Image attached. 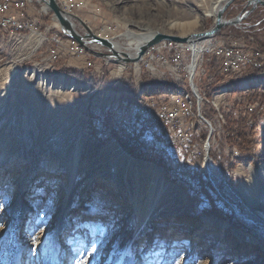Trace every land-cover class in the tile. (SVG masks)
<instances>
[{"label": "rangeland", "instance_id": "obj_1", "mask_svg": "<svg viewBox=\"0 0 264 264\" xmlns=\"http://www.w3.org/2000/svg\"><path fill=\"white\" fill-rule=\"evenodd\" d=\"M92 1L102 7L100 16L90 20L86 12H81V19L90 20V24L85 23L93 32H107L109 26L111 34L108 37L127 31L149 30L187 35L207 30L215 20L205 15L214 0ZM244 3L245 0H235L225 10L224 17L236 16L231 9L240 10L239 5L243 8ZM261 7L264 8L256 5L254 9L264 11ZM145 27L149 29H143ZM0 37L4 42L1 61L5 62L0 66V225H3L0 228V259L4 264H54L56 261L61 264H113L119 258L113 255L114 248L122 252L129 243L138 249L153 248L152 264H264V230L244 222L240 212L246 203L229 196L230 192L237 193L238 185L252 166L257 168L262 164L249 166L253 164L254 152L244 155L227 141L228 135L204 151L208 137L199 123L201 130L177 149L164 138L162 145L170 159L168 163L177 167L174 176L178 181L172 182L169 179L172 173L163 166L134 157L123 149L111 136V130L119 132L118 126H110L111 122H117L113 114L117 104L128 100L137 102L139 93L135 81L142 82L139 88L142 95L147 83H165L170 90L168 81L150 79L145 72H138L137 67L135 72L127 67L117 77L119 74H113L117 62L105 57L107 63L93 58V67L89 69L77 68L72 61L74 66L69 65L64 59L54 63L40 61L44 57L45 44L33 51L36 44L31 50L32 37L29 48L17 52L13 51L15 44L9 43L6 35L0 32ZM112 64H115L114 71H111ZM71 68L86 71L88 77L85 80L74 77L68 73L67 69ZM69 80L81 85L70 90L65 85ZM122 81L123 91L111 86L120 85ZM225 83L233 85L227 95L246 92L238 89L233 80H222L208 86L207 93L216 87L219 91ZM84 85H89L91 91ZM130 90L135 96L123 94ZM118 93H121L119 98ZM234 97L229 96L233 108L237 104ZM240 97L241 101L246 100V96ZM238 120L243 121L246 128L245 121ZM247 131L253 142L251 147L259 154L264 153V136L259 130ZM157 134L160 132L144 134V144L136 146L135 151L144 150L150 144L159 149L161 143ZM209 139L211 144V137ZM194 143L192 154L189 149ZM76 148L79 154L70 182L69 162ZM183 153H187V157H183ZM196 160L200 164L194 170ZM207 161L217 172L216 178L212 177ZM192 172L195 176H191ZM162 178L174 190L160 194L156 201L160 213L138 226L133 197L139 199L140 209L144 207L142 211L146 212L147 196L141 190L153 186L151 192H157ZM87 181L90 184L87 185ZM257 182L258 197L264 202V179H257ZM206 184L213 188L219 216L202 211L208 207L200 198L201 186ZM92 203L103 207L94 209L90 206ZM152 212L149 209V213ZM38 213L47 223L43 231L36 232L33 243L30 232ZM97 225L105 230L103 237H97L102 244L92 245L87 254H77L71 241ZM205 227L210 230L203 231ZM157 228H163V232ZM158 233L162 235L156 236ZM45 238L47 243H44ZM137 259H140L139 253Z\"/></svg>", "mask_w": 264, "mask_h": 264}, {"label": "built area", "instance_id": "obj_2", "mask_svg": "<svg viewBox=\"0 0 264 264\" xmlns=\"http://www.w3.org/2000/svg\"><path fill=\"white\" fill-rule=\"evenodd\" d=\"M56 2L68 13L77 15L79 12H86L90 20L98 18L102 10V7L92 0ZM49 12L41 0H0V26H3L6 40L15 44L13 51L28 49L30 38L37 36L40 43L33 51L39 50L45 44L44 57L40 61L54 63L64 59L72 61L81 69L93 67L95 57L103 59L104 63L108 62L91 50L90 56H83V49L86 48L65 35L55 17ZM239 13H243V10ZM90 20L85 22L90 24ZM256 31H259L257 25H248L242 34L237 35L232 26H224L215 35L202 40H164V43L154 44L147 48L136 63L117 62L116 69L122 65L117 77L127 67H132L134 72L137 67L138 72H145L150 79L176 80V85L191 87L193 101L162 97L159 101L154 98L146 102H120L113 112L117 114V122H111L110 126H119V132L125 136L140 132L151 134L158 130L165 132L170 146L177 149L187 144L193 133H196L193 132L194 122H201L202 130L207 131V137H211V144L203 147L211 149L217 145L218 140L222 141L229 135L226 126L227 116L230 114L235 119L242 118L248 130H259L264 136V100L241 101L240 97L249 93H259L264 97V92L258 90L230 94L234 95L237 101L235 108L229 99L230 95H221L216 99L207 98L208 86L236 75L247 76L251 71H263L264 52L254 46L253 33ZM94 33L108 37L111 30L108 26L107 32ZM4 63L0 60V66ZM187 105H196V115H187ZM194 146L195 143L189 149L192 154L195 152ZM235 153L238 154V151Z\"/></svg>", "mask_w": 264, "mask_h": 264}, {"label": "bare ground", "instance_id": "obj_3", "mask_svg": "<svg viewBox=\"0 0 264 264\" xmlns=\"http://www.w3.org/2000/svg\"><path fill=\"white\" fill-rule=\"evenodd\" d=\"M222 1H224V0H214L212 2L211 7L207 10L205 15L212 16L215 19L216 12H217L218 8L220 7V4ZM143 29L147 30L149 28L145 27ZM0 32H2L3 35H6V33L3 32V26H0ZM131 32L135 33V34L141 33V32H134V31H131ZM39 41H40V38L37 36H34L32 38L31 50L34 49L36 44H39ZM3 43L4 42L2 40V37H0V60H2L1 56L3 57V55H4L3 49H2ZM124 43L126 46L134 47L135 45H138L140 43V39L134 40V41H127L126 37H125ZM160 43H164V41L159 42L157 44H160ZM88 54H89V50L83 49V56H87ZM121 69H122V65L118 69H116L113 72V74L115 73L118 75L120 73ZM156 79H158V80L163 79L162 81H165V78H156ZM230 80H233V82H235L237 85L236 87L240 90H243L246 92H254V91L259 90V92H264V69H263V71H251V72H249V74L247 76L236 75V77L228 79V81H230ZM166 81H168V83L170 84L171 89L167 93H165L163 97H168L169 99H185L186 101H193V91H191V87H189L187 85H176V80H166ZM135 84L137 87V92L139 93L136 97L137 102H146V100H148V99H154L151 97L146 98L140 93L141 89L139 90V88H140V85L142 84V82L136 83V81H135ZM65 85L70 90H74L76 88H79L81 83L75 82L74 80H69V81L65 82ZM88 86L89 85H84V88L91 91L90 87H88ZM230 86H233V85H231L230 83L229 84L225 83L220 87L219 91H217L218 87H216L213 91H211V92L209 91L207 93V98L208 99H216L221 95H227V93L231 91L229 89H232V88H230ZM238 89H236V90H238ZM215 90L217 92L213 93ZM123 94L124 95L130 94L131 96H135V93L132 90L124 91ZM120 96H121V93H118V98ZM187 115H196V105H187ZM116 121H117V114H116ZM199 123H201V122H194L193 132L194 131L199 132V130H201V125ZM117 129L119 130V126ZM209 138L210 137H208L205 140L204 145L210 144ZM204 148H205L204 151L210 150V149H208V147H204ZM78 151H79L78 148H76L75 151L72 153V156L70 157V162H69V169H70V175H71L70 182L73 180V174L75 171L76 162H77V158H78V154H79ZM206 164L209 167V169L211 170L212 177L216 178L217 172L213 168L210 167L209 161H207ZM249 166L251 167L252 164H250ZM158 173L160 174V171H158ZM158 178H157V180H158ZM257 179H264V163H262L257 168H253V166H252L249 169V173L247 174L245 180L240 182V184L238 185L237 193L236 192H230L229 196H230V198H232L234 200H237L238 198H240L241 200H243L246 203L241 208L242 212H240L241 219L244 222L251 223L252 225H256L259 228L264 230V202H262L260 200V198L258 197V189L260 187L258 186ZM94 181H97V180L94 179ZM88 184H90L89 181H87V185ZM140 184H141L140 187L141 186L143 187V183H140ZM152 188H153V186L151 187V189L148 188L145 191H144V189L141 190V193H145L147 196L145 202L148 204V210L144 213L142 211V209L144 207L140 209V205L138 203L139 199H137V197H133V200L136 203L135 204L136 207L133 209V211L136 212L135 222L138 226L145 223V221H147L146 219H149L151 216L153 218H155L160 213L158 211V209L156 208V206H157L156 201L158 199V196L164 192L169 194V193H171V191L174 190V188L170 185V183L163 178L160 180L159 189L157 190V192H151ZM26 190L27 189H25V191ZM133 191L135 192V195H137V193H136L137 189L135 187L133 188ZM100 192L102 194H104L103 190H100ZM153 193H155V194H153ZM80 202L81 201L79 200V203ZM90 206L93 207L94 209H99V210L102 209V207H103L102 205H100L98 203H92ZM149 209L153 210V212L149 213ZM207 225L209 226V224H207ZM156 230L163 232V228H157ZM202 230L203 231H207V230L209 231L210 228L205 227ZM161 235H162L161 233L156 234V236H161ZM182 239H185V238L183 237ZM182 239H179V240H182ZM184 243L186 244L187 241H185Z\"/></svg>", "mask_w": 264, "mask_h": 264}, {"label": "water", "instance_id": "obj_4", "mask_svg": "<svg viewBox=\"0 0 264 264\" xmlns=\"http://www.w3.org/2000/svg\"><path fill=\"white\" fill-rule=\"evenodd\" d=\"M47 9L57 20L61 31L70 38L76 40L88 50L97 52L99 55L122 63H136L150 46L164 40L177 42H191L209 38L215 35L224 26H235L239 24L256 5L264 7V0H245L242 10L232 18H225L224 12L235 0H224L221 2L215 16L213 25L207 30L192 32L187 35L172 34L158 30H149L138 34L127 31L116 37H102L96 35L91 28L77 15L68 13L61 9L56 0H41ZM130 32V33H129ZM134 41L140 39L138 45L126 46L124 40Z\"/></svg>", "mask_w": 264, "mask_h": 264}, {"label": "trees", "instance_id": "obj_5", "mask_svg": "<svg viewBox=\"0 0 264 264\" xmlns=\"http://www.w3.org/2000/svg\"><path fill=\"white\" fill-rule=\"evenodd\" d=\"M234 4H236V2ZM240 5L242 6V4ZM240 5L239 7L241 9ZM262 9L264 10V8ZM246 10L247 9H245L243 12H245ZM258 11H259L258 9H253L251 13H249L237 26H232V28L235 34L240 35L243 33L242 31L244 30V28L247 27L248 25L250 26L257 25L259 27V31L253 33L254 38H255L254 46L257 49L264 52V11H261V10L260 12ZM49 13L51 14V12ZM249 31H250V28H249ZM63 70L64 72H66L65 71L66 69H63ZM67 70H68V73L70 74L72 73V75H74V77L76 78L85 80L88 77L86 75L87 74L86 71L82 70L79 72L73 68L67 69ZM119 84L120 85L113 84L111 86H114L115 88H118V90H121V91L125 90V87H124L125 84L123 83V81ZM144 86L145 87H143V94L148 95V96H154L155 98H157L158 101L162 99L161 95L163 93L165 92L167 93L169 91L168 90L169 87L165 83L153 82V83H147V85H144ZM128 87L129 86H127V88ZM244 96H246L245 101L252 100V99H261L263 101V96L262 94H259V93H249L248 95H244ZM226 128L229 131V135L227 138V141L229 143L236 145L242 151L244 155L247 154L248 152H254L255 158L253 160L252 165L257 167L258 165H260V163L264 162V153L259 154L257 153L258 151H256L254 147L253 148L251 147L253 142L249 136V132L243 125V121H239L238 119H233V117L229 116L227 119ZM157 132H160V134H157V136L159 137V142L161 143L160 148L155 149L154 146L150 144V146H147L148 148H145L144 150L140 149L138 150V152L135 151V148L138 145L144 144V138H145L144 134H147L146 132L137 133V134H134L133 136H125L116 130H111V136L118 142V144L123 149H125L129 154L133 155L134 157H137V158H140L146 161H151V162H154L155 164L163 166L166 169V171L171 172L173 175V177L169 179H171L172 182H176L178 181V179L175 178L174 173L177 172L176 171L177 167L172 165V163L170 164L168 163L167 159H169V157L165 151V147L162 145V143L164 142V138H165L164 133L159 130ZM183 157H187V153H183ZM169 162H172V161H169ZM199 164L200 162L196 160L195 166L192 165L193 169L195 170V168H197ZM191 176H195V173L192 172ZM212 191H213V188L210 185L206 184V185L201 186V191H200L201 197L200 198L206 201L207 206H208L206 209H202V211L210 212L213 215L219 216L218 215L219 213L217 211V206H216L217 203L213 199Z\"/></svg>", "mask_w": 264, "mask_h": 264}, {"label": "snow or ice", "instance_id": "obj_6", "mask_svg": "<svg viewBox=\"0 0 264 264\" xmlns=\"http://www.w3.org/2000/svg\"><path fill=\"white\" fill-rule=\"evenodd\" d=\"M46 223L47 221L44 219V217L38 213L36 217V223L30 232V238L32 239L33 243L36 241V232L43 231ZM2 227L3 225H0V228ZM104 234L105 230L101 225H97L95 228L86 230L83 236L74 237L73 241H71L76 246L74 251L77 254H80L81 252L87 254L89 248L92 245L102 244V240L98 239L97 237H103ZM89 236H91L92 239H89ZM44 243H47V238H45ZM29 250L31 251V248ZM92 250L95 251V248H92ZM153 252V248H149L147 250L138 249L133 244L129 243L124 247L122 252L118 250V247L114 248L113 255H116L119 258L114 261L113 264H152L150 256ZM137 253H139L140 259H137ZM0 264H4L2 259H0ZM54 264H61V262L56 261Z\"/></svg>", "mask_w": 264, "mask_h": 264}, {"label": "crops", "instance_id": "obj_7", "mask_svg": "<svg viewBox=\"0 0 264 264\" xmlns=\"http://www.w3.org/2000/svg\"><path fill=\"white\" fill-rule=\"evenodd\" d=\"M233 6H234V5H233ZM233 6H232V7H233ZM233 8H234V7H233ZM241 9H242V8H241ZM241 9H240V10H241ZM240 10H237V7L234 8L233 10L231 9V11H232L233 13H235V14H238ZM77 15H78L79 18H82V13H81V12L77 13ZM68 64H69V65H72L69 61H68ZM112 65H113V67H112L113 69H111V71H114V69H115V64H112ZM146 80H147V79H146ZM147 81H148V80H147ZM141 94H142V92H141ZM164 94H165V93L162 94V97L164 96ZM143 96H144V95H143ZM144 97H145V96H144ZM149 97H151V98H155L154 96H149ZM149 97H148V98H149ZM128 101H129V100H128ZM130 102H133V101L130 100Z\"/></svg>", "mask_w": 264, "mask_h": 264}]
</instances>
